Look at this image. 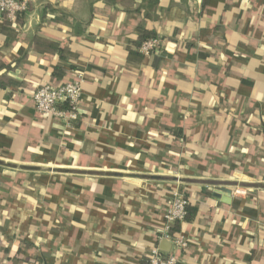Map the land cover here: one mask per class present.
<instances>
[{
	"label": "crops",
	"instance_id": "crops-1",
	"mask_svg": "<svg viewBox=\"0 0 264 264\" xmlns=\"http://www.w3.org/2000/svg\"><path fill=\"white\" fill-rule=\"evenodd\" d=\"M144 2L0 15V264H147L176 188L179 264H264V0ZM78 73L80 119L40 114Z\"/></svg>",
	"mask_w": 264,
	"mask_h": 264
},
{
	"label": "built area",
	"instance_id": "built-area-1",
	"mask_svg": "<svg viewBox=\"0 0 264 264\" xmlns=\"http://www.w3.org/2000/svg\"><path fill=\"white\" fill-rule=\"evenodd\" d=\"M29 9V0H0V15L13 20L19 13ZM162 40L151 37L142 42L140 50L144 55H150L159 50ZM78 78L66 80L59 84H44L37 88L33 94L36 109L43 115H55L66 119L69 123L77 122L80 119V105L82 101V84ZM189 199L176 188L172 191V198L169 200L163 213V228L160 232V240H170L178 246H185L186 241L181 236L171 233L172 227L184 222L187 216ZM180 259L171 251L165 252L158 246L149 253L147 264H179Z\"/></svg>",
	"mask_w": 264,
	"mask_h": 264
},
{
	"label": "trees",
	"instance_id": "trees-1",
	"mask_svg": "<svg viewBox=\"0 0 264 264\" xmlns=\"http://www.w3.org/2000/svg\"><path fill=\"white\" fill-rule=\"evenodd\" d=\"M108 2H115L116 0H107ZM159 2V0H145L144 2V6H149V7H153L155 6L157 3ZM22 13H19L18 15H20ZM17 15V16H18ZM16 16V17H17ZM155 34H153L152 32L150 31H145V30H142L139 34V37L138 39L135 41L137 44L141 45L142 42L148 38H151V37H154ZM130 54H133L134 56H136L137 58L139 59H142L143 58V53H138V52H131ZM197 213V207L194 206L193 204L190 203V201L188 202V206H187V216H186V219L185 221H190L192 220L195 215ZM180 226H179V223L175 225V227L172 228L171 232L173 235H176L178 233V230H179Z\"/></svg>",
	"mask_w": 264,
	"mask_h": 264
},
{
	"label": "water",
	"instance_id": "water-1",
	"mask_svg": "<svg viewBox=\"0 0 264 264\" xmlns=\"http://www.w3.org/2000/svg\"><path fill=\"white\" fill-rule=\"evenodd\" d=\"M231 190L224 186H216L213 190V197L217 200H222L223 202H230L231 199ZM171 249V243L167 240L162 241L161 250L169 252Z\"/></svg>",
	"mask_w": 264,
	"mask_h": 264
}]
</instances>
